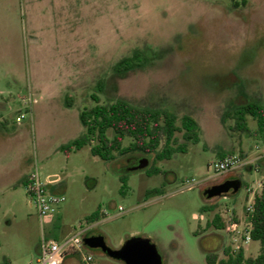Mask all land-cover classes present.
I'll return each mask as SVG.
<instances>
[{
    "label": "rangeland",
    "instance_id": "obj_1",
    "mask_svg": "<svg viewBox=\"0 0 264 264\" xmlns=\"http://www.w3.org/2000/svg\"><path fill=\"white\" fill-rule=\"evenodd\" d=\"M135 50L157 56L116 74V62ZM93 93L100 103L124 98L168 109L178 125L190 115L199 142L155 162L138 153L105 161L89 145L66 154L58 144L83 130L79 113L95 105ZM250 102L264 105V0H0V264H38L42 238L61 241L78 223L113 250L129 237L148 238L164 264H207V255L222 258L231 243L256 256L258 241L227 233L232 218L244 219L253 198L247 188L258 193L263 180L256 121L246 116L247 132L229 115ZM230 152L244 165L216 173L214 160ZM141 158L147 167L131 170ZM153 167L159 172L148 174ZM36 171L65 198L50 224L20 179ZM227 178L241 181L236 193L203 195ZM215 214L222 229L211 223ZM86 251L91 264H124L100 248Z\"/></svg>",
    "mask_w": 264,
    "mask_h": 264
},
{
    "label": "trees",
    "instance_id": "obj_2",
    "mask_svg": "<svg viewBox=\"0 0 264 264\" xmlns=\"http://www.w3.org/2000/svg\"><path fill=\"white\" fill-rule=\"evenodd\" d=\"M157 53L135 50L130 56L119 59L113 67L118 75H124L128 71L143 68ZM103 83L98 82V92L102 91ZM91 98L95 102L90 108H84L79 113L82 124V133L73 140L61 144L59 149L68 154L80 150L89 145L90 152L102 160L110 161L115 156L128 154L153 155L155 161L170 159L173 154L186 152L185 142L198 143V122L190 115L180 118L177 124L176 114L168 109L140 106L131 103L124 98H116L107 103H100L98 96L93 93ZM71 103L67 100V105ZM235 119V125L239 130L249 131L246 116H251L257 123V127L251 132L261 137L264 142V105L259 102H250L236 107L231 113ZM182 132L184 143L177 144L176 133ZM128 143H124L125 139ZM231 153V152H230ZM228 153L219 155L223 157ZM148 174H155L159 169L153 167L146 170ZM28 176L22 180L26 184ZM125 182V178L121 177ZM98 218V212L89 215L88 223ZM249 220L252 225L251 237L260 244L259 253L253 257H246L243 248L233 249L227 245L223 249V257L207 255V264H264V174L261 190L254 197L253 212ZM217 229H222L224 224L219 214H215L211 221Z\"/></svg>",
    "mask_w": 264,
    "mask_h": 264
},
{
    "label": "built area",
    "instance_id": "obj_3",
    "mask_svg": "<svg viewBox=\"0 0 264 264\" xmlns=\"http://www.w3.org/2000/svg\"><path fill=\"white\" fill-rule=\"evenodd\" d=\"M31 102H36V99L32 98ZM23 115L17 117V121L22 120ZM244 165L242 157L238 153H228L223 157L214 160L212 167L218 174H224L234 171ZM262 181L259 182V188L261 190ZM51 184L50 180L43 181L39 173L32 172L28 175V180L24 185L25 192L27 194L30 205L34 208L40 218H44L49 215H53L56 212V208L64 202L63 195H56L48 190V186ZM247 192L253 195L252 200L244 207V219L232 218V222L227 227V233L234 239H238L241 242L249 243L252 241L251 229L252 225L249 220L253 212L254 197L258 193H254L252 188H247ZM223 220V219H222ZM90 224L83 225L78 223V230L73 235L58 241L55 239L42 238L39 244L38 251V264H61L65 252H71L76 254L82 264H91L93 258L91 254L86 251V245L83 242L85 233L91 228ZM82 235H85L84 237ZM90 236V235H89ZM235 241V240H234ZM233 249L242 248V246H236L233 243L230 244ZM31 264V263H30Z\"/></svg>",
    "mask_w": 264,
    "mask_h": 264
},
{
    "label": "water",
    "instance_id": "obj_4",
    "mask_svg": "<svg viewBox=\"0 0 264 264\" xmlns=\"http://www.w3.org/2000/svg\"><path fill=\"white\" fill-rule=\"evenodd\" d=\"M148 165V159L142 158L138 164L132 166L131 170H141ZM241 186L239 179L227 180L207 188L203 195L206 198H213L225 195L228 192L236 193ZM88 248H100L108 257L122 261L124 264H164L155 244L148 238L129 237L121 246L116 249L107 247L103 236L92 235L83 239Z\"/></svg>",
    "mask_w": 264,
    "mask_h": 264
},
{
    "label": "crops",
    "instance_id": "obj_5",
    "mask_svg": "<svg viewBox=\"0 0 264 264\" xmlns=\"http://www.w3.org/2000/svg\"><path fill=\"white\" fill-rule=\"evenodd\" d=\"M82 131H83V130L79 131L78 134H76V135H75L74 137H72V138H66V139L62 140V142H60V144H58V145L60 146L61 144H64V143H67V142L73 140L74 138H76L77 136H79V135L82 133ZM64 132L68 133V132H69V129H68L67 127H65ZM59 146H58V147H59ZM25 177H27V176H26V175L21 176V178H20L21 181H22ZM49 187L52 188L53 186L50 184ZM57 215H58V212H57L56 214H53V215H50L49 217H47V218H46V219H47V222L50 224V223H51V220H52V218H53V216H57ZM63 239H65V238H63ZM63 239H62V240H63ZM55 240H56V239H55ZM62 240H61V241H62ZM58 241H59V240H58ZM38 251H39V250H37V252H38ZM71 258H75V259H71ZM61 264H80V259H79V257H78L76 254H74V253H71V252H65ZM81 264H82V262H81Z\"/></svg>",
    "mask_w": 264,
    "mask_h": 264
},
{
    "label": "flooded vegetation",
    "instance_id": "obj_6",
    "mask_svg": "<svg viewBox=\"0 0 264 264\" xmlns=\"http://www.w3.org/2000/svg\"><path fill=\"white\" fill-rule=\"evenodd\" d=\"M142 159V158H141ZM140 160V159H139ZM139 160L137 161V164H138V162H139ZM233 179H237V178H227V179H225V180H223V181H220V182H217V183H215V184H220V183H223L224 181H227V180H233ZM215 184H213V185H215ZM212 186V185H211ZM90 236H92V235H90Z\"/></svg>",
    "mask_w": 264,
    "mask_h": 264
}]
</instances>
